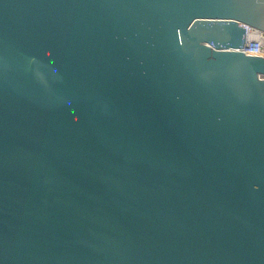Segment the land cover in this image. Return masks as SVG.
Returning a JSON list of instances; mask_svg holds the SVG:
<instances>
[{"label":"water","instance_id":"1","mask_svg":"<svg viewBox=\"0 0 264 264\" xmlns=\"http://www.w3.org/2000/svg\"><path fill=\"white\" fill-rule=\"evenodd\" d=\"M264 0H0V264H264Z\"/></svg>","mask_w":264,"mask_h":264},{"label":"built area","instance_id":"2","mask_svg":"<svg viewBox=\"0 0 264 264\" xmlns=\"http://www.w3.org/2000/svg\"><path fill=\"white\" fill-rule=\"evenodd\" d=\"M247 39L241 50L249 55L264 56V30L246 25ZM264 77V75H262Z\"/></svg>","mask_w":264,"mask_h":264},{"label":"rangeland","instance_id":"3","mask_svg":"<svg viewBox=\"0 0 264 264\" xmlns=\"http://www.w3.org/2000/svg\"><path fill=\"white\" fill-rule=\"evenodd\" d=\"M264 78V77H263Z\"/></svg>","mask_w":264,"mask_h":264}]
</instances>
